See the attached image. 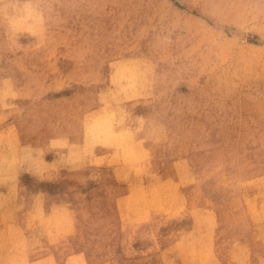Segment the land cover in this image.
I'll use <instances>...</instances> for the list:
<instances>
[{
  "label": "rangeland",
  "instance_id": "rangeland-1",
  "mask_svg": "<svg viewBox=\"0 0 264 264\" xmlns=\"http://www.w3.org/2000/svg\"><path fill=\"white\" fill-rule=\"evenodd\" d=\"M197 120L205 136L226 138L235 156L221 160L258 158L264 0H0V171L28 195L0 182V253L15 264H134L143 243L161 239L143 218L121 222L111 199L141 126L153 130L148 153L160 168L196 153L199 191L229 185L207 137L189 129L172 146L161 128ZM66 187L83 203L67 201ZM31 196L61 209L19 216L14 206Z\"/></svg>",
  "mask_w": 264,
  "mask_h": 264
},
{
  "label": "bare ground",
  "instance_id": "bare-ground-1",
  "mask_svg": "<svg viewBox=\"0 0 264 264\" xmlns=\"http://www.w3.org/2000/svg\"><path fill=\"white\" fill-rule=\"evenodd\" d=\"M91 114L95 118L98 116L96 112ZM156 120L153 119L154 122ZM199 123V120L191 125L181 123L174 130L167 124L161 128L172 146L183 145L189 129L199 140L207 137L215 149V156L220 159L216 165L224 169L229 185H213L211 189H214V196H206L199 191L197 169L202 160L196 153H191V159L188 158L187 162L176 159L175 162L164 163L160 168L151 158V153H148L149 149L155 147L151 142L154 139L153 130L141 126L144 136L139 137L138 143L134 144V148H137L135 155L125 160L124 172L116 179L118 192L110 198L118 207L121 222L132 225L143 218L151 223L152 230L158 232L161 239L160 243H143L144 249L138 253L134 264H264V143L257 159L243 155L237 160L223 161L222 156H235L233 152H225L222 148L226 138L216 142L210 135L205 136V132L198 127ZM137 127L139 130L140 122ZM70 150H74V145H71ZM69 151L62 152L66 161ZM167 156L164 153L163 158L167 160ZM72 165L74 167V163ZM0 173V182L5 185L7 192L12 194L17 190L19 196L27 198L26 188L18 176L11 172ZM143 174L152 178L147 186L139 182ZM221 177L216 175L215 179ZM64 195L67 201L76 204L82 202L75 188L66 187ZM48 207L61 209L55 203L43 201L40 196H31L27 203L14 206L15 209L21 208L19 216L32 211V208L44 211ZM4 255L2 251L0 264L16 263L8 250ZM121 263L132 264L128 259ZM20 264L35 263L34 259L25 257ZM39 264L54 262L48 259Z\"/></svg>",
  "mask_w": 264,
  "mask_h": 264
}]
</instances>
